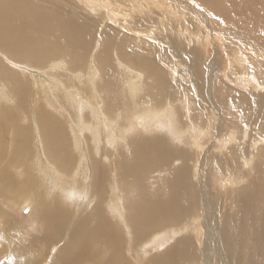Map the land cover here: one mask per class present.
<instances>
[{
  "label": "bare ground",
  "instance_id": "bare-ground-1",
  "mask_svg": "<svg viewBox=\"0 0 264 264\" xmlns=\"http://www.w3.org/2000/svg\"><path fill=\"white\" fill-rule=\"evenodd\" d=\"M260 32L264 0H0V264H264Z\"/></svg>",
  "mask_w": 264,
  "mask_h": 264
},
{
  "label": "rangeland",
  "instance_id": "rangeland-1",
  "mask_svg": "<svg viewBox=\"0 0 264 264\" xmlns=\"http://www.w3.org/2000/svg\"><path fill=\"white\" fill-rule=\"evenodd\" d=\"M262 32V31H261ZM260 32V40H261V42H263L264 43V33H261ZM202 44H203V42L202 41H200ZM238 43H240L239 41H237ZM201 44V45H202ZM241 44H243V43H241ZM200 45V46H201ZM204 47H207V45L206 44H203L202 45V48L204 49ZM229 52V54H231V58H232V60H233V62H237V61H239L237 58H234V56H233V51H230V49L228 50ZM228 53H226L225 55H224V57H223V63H224V65L226 66V69H227V65H228V61H227V59H228ZM226 58V59H225ZM4 63V65H6V67H9V64H7L6 62H3ZM12 66H14L13 64H12ZM17 68V67H16ZM237 75H239V73L238 74H236L235 75V77L234 78H237V77H239V76H237ZM20 77L21 76H18V80L19 81H16V85L17 86H19L20 84H22V82H20V81H22V78L20 79ZM30 78V77H29ZM25 82V79L23 80V83ZM19 84V85H18ZM6 85V84H5ZM15 85V82H14V84L13 85H6L8 88L10 87V86H16ZM233 85V83H232V81L231 80H229V81H227V86H232ZM241 85V84H240ZM240 85H238V88L240 87ZM57 101H59V97H58V99H57ZM59 103H60V101H59ZM62 103H65V100L64 99H62ZM4 125H5V123H4ZM7 155H8V153H7ZM6 155V156H7ZM169 176H166L165 177V179L167 180V178H168ZM164 184V182L162 181V180H158V182L156 183V187L158 188V187H160V186H162ZM150 188H151V186H150ZM152 190V189H151ZM14 208L16 209V207L14 206V205H12L11 203H10V208L8 209L9 211V213L10 214H12V215H14L15 216V214H17V215H19V216H21V213H18V212H16L15 210H14ZM16 212V213H15ZM29 214V213H28ZM16 215V216H17ZM18 217V216H17ZM26 217H29V216H26ZM27 234H31L30 232H28V229H27V232H26ZM35 234L37 233V232H34ZM54 253H55V255H56V251H54ZM54 255V256H55ZM54 256H52V258H54ZM50 263V262H49Z\"/></svg>",
  "mask_w": 264,
  "mask_h": 264
}]
</instances>
